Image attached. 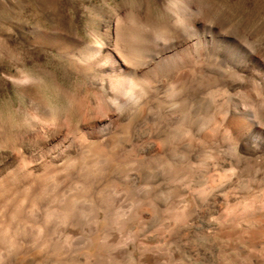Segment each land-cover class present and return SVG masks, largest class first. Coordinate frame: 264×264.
Listing matches in <instances>:
<instances>
[{
	"label": "bare ground",
	"instance_id": "obj_1",
	"mask_svg": "<svg viewBox=\"0 0 264 264\" xmlns=\"http://www.w3.org/2000/svg\"><path fill=\"white\" fill-rule=\"evenodd\" d=\"M32 1H33V5H31L32 11H34V13L39 17L43 16L51 20L52 22L51 26L45 27L41 23L29 25L28 23L20 22L19 20L14 19L12 16L8 15L9 10H13V9L8 8L9 5L7 3H2V2H0V23L5 24L7 26L8 31L13 30L11 27L14 28L13 33L16 34L15 44L19 46L20 48H22L29 55L31 54L37 55L38 53L45 51L47 49L56 50L58 56L66 60L68 70L78 75H81L82 77L87 79V84L91 89L89 90L92 91L93 93V98L90 101L89 105L86 107V109L83 108L81 105H79L74 99V97L73 96L70 97V95L68 96L69 103L67 105H58L54 103L41 89V87L44 84V75L42 74L41 71H36L35 73H28L25 71H21L20 69L13 71L15 64L18 65L20 62H18V60L13 55L10 54L9 50H7V48L4 46L5 44L3 43L4 41H7V40L10 41L11 36L9 35L11 33L10 34L8 32L4 33L2 32L3 30H0V91H5L9 86H12L15 92L20 96V98L21 97L25 98V101H23L22 99L19 100L18 105L16 107L14 106L15 112H10L7 117H4L5 115L0 113V264H28V262L30 264V261L32 262V260L34 259H35V262H34L35 264H43L45 261L47 263V261H51V259L57 262L58 264H70L67 261L66 262H64V260L62 261L61 258L63 259V257L60 258V256L65 255L62 252L66 253L67 251L69 252V250L71 251L73 250L72 247L73 245H75V243L72 241L74 243L73 244L72 242H70L69 239L74 238L76 240V237L75 235L71 237V235H69L63 229L61 230L59 227L61 226V224H67L69 222H72L73 220L77 219V217L80 215L82 217H86V219L83 218L84 220L89 219V220H92V223L94 221L96 225L99 224L100 227L96 226L95 224L92 226L91 222H88L89 224L86 223L88 225H91L92 228L96 226L100 230H98L97 232H94V234L87 230L89 233L93 234V236L91 234H90L91 236L89 235V237H91L90 238L91 241L89 242L88 241L89 239L87 240L86 237L83 239H85V242L87 240V243H85V245L89 244L87 251L85 250L86 248H84V250L86 251L85 254H87V256L88 254L94 255L96 252L100 255L99 252L102 246L103 248L104 246H106V244L105 245L103 244L105 240L103 241L102 236L100 237V232L102 233L101 230H103V227L106 226L105 228H107L106 223L110 220L111 221L114 220V218L115 219L117 218V221L116 220L114 222L112 221V223L117 222V225H119L121 223L120 220L125 221L124 219H126L127 216L132 218V215H128L129 214L128 212H131L132 210L127 211L126 213L125 210L123 211L117 208L119 211H115L116 217H112L113 214H111V212L113 210L110 209L111 210L110 214L112 218L110 219L109 212L105 211L104 210L105 208L103 207L110 202L112 203L114 202V204L112 203L110 204L111 206L114 205L112 206V208L114 207L113 209L115 210V200H114L115 197L113 198L111 192L108 190L111 195V199L109 200H113V201L108 202L109 201L107 198L108 192L105 194L107 189L111 188V186H113L115 182H118L115 180L116 178H114L115 181L113 182V179L111 176L112 171H116V170L118 171L120 169V172H121L122 170H124L125 166L129 162H130L129 164H134L135 162V161H130L132 157L129 159V155H128L129 152L127 153L125 151L126 152L125 153L122 150V153H118L117 149L119 148V146L117 149L115 148V146L117 145L120 138L122 137L127 138L129 136L132 126L134 125L138 126L139 123H144L145 119L148 117H152L153 120H155L158 118V116H160L161 113H164L166 115L168 114V116L170 115L169 118L171 117L173 118L172 120H174L175 132L177 134L185 135V136L186 135L190 136V134H192L193 130H192L191 123L196 118H194L195 114L193 115V118H192V114L195 111L192 107V105L194 104H192L191 101L189 100V96L192 99V96L195 94H192L189 91L191 90V87H192L191 85L189 89V85L192 82H196V81H193L194 80L193 75L197 73L199 77V73L201 71L199 70V66H202L205 60L212 57L211 51H209L208 37H210L211 42H214L217 44L218 52L222 51L225 54V56L231 61V63H234V66L240 65L241 67L240 72H235V68H234L233 70L234 72L231 73V76L229 75V78L232 79V76H234L235 78L236 77H250L253 74L252 71H255V72L257 71V74H258L257 78L255 77L256 79H254L253 77H250V78H253V84L251 85V88L249 86V89L248 87L247 89H241V88L237 89L240 84L239 85L235 84L238 86L233 87L235 85L231 82L232 83L231 87L234 88L232 89L235 92L230 93V94L226 89H224L225 85H223V88H218L216 87V85L214 86V84L209 83V81L207 80L206 83L210 84L209 85L210 88H208L207 86H203L205 88L207 87L208 90L211 89L209 92H207V89L205 90L204 88V91L206 93H210L212 96L210 94L209 95L211 96V99L213 98V100L217 98L215 97L217 95L227 96L226 100H224V97L221 98L220 103L222 105L218 103L220 100L217 101V99H219L220 97L216 99V103L218 105L220 104L221 106L219 108H216L215 106H213L215 107V109L212 111V113L210 112L211 114L209 113V115H208V112L205 113L206 111L204 110L206 109L201 110L202 107L199 108L200 111H204V114L207 115L206 117H202L201 119L199 118L200 122L197 124L200 126V129L202 130V134L200 135V140L205 144L211 143L213 145V149L211 150L209 148L210 151L204 155V158L209 159L212 166L215 169H221L222 171L220 174L217 175V176H220V183L214 186V193L212 197L213 198L212 207H213L214 216H213V219H210L212 220L211 223L209 220L208 222L209 224H211L212 228L210 229L213 230V233L221 232L227 236L229 235L232 236V238L234 236V238L237 237L239 239L240 243L237 245V247L240 250L241 257H243L244 259H246L252 264H264V59H263L264 56L262 55L263 53H260L262 57L259 56V53H258L259 51H261L259 50L261 47L259 44L260 39H257L258 37L256 38V36H255V39H245V40L225 38V36L224 37L221 36L222 38L220 39L213 37L212 28H215L216 24L215 25L212 24V26L214 27H212L211 29H208V27L210 28V26H207L208 23L206 24V21L204 20L206 19L207 21L209 20L207 18L208 14H211L209 13V11L214 9L213 7L217 6L216 3H218L219 1L215 3L214 2L215 0H140L137 6H133L132 4L129 5L128 3L125 4V1H123L124 6L122 7H125L123 12L121 11L122 9L119 10L121 8L120 7L117 12L115 10L116 14L114 16L111 15L110 19H108L107 21H102L103 18L107 16V13L105 9L103 8L104 6L101 7V6L95 5L92 2L89 3L90 0H59V1L32 0ZM27 7L28 6L24 7L21 4L19 6V9L21 8L26 9ZM225 8H222V9H225ZM228 9L226 8V10ZM55 12L57 14H54V17L55 15L57 16L59 20L58 22L52 19L50 15L51 13H55ZM65 12H69L71 15H73L70 19L71 21L73 20L74 16H82L81 14L83 12L88 13L89 22H90L89 32L94 38L93 42H86L76 28L70 29L67 26V23H66L67 16ZM224 13L227 14L226 12ZM225 14L224 16L226 17ZM237 16H240V15L237 14ZM230 17L231 18L234 17L233 11ZM249 18H251V16ZM104 19L106 20V18ZM233 19L235 20V18ZM210 20H209V24H210ZM221 20L222 18L219 20V22ZM223 20H225V18H223ZM226 21H227V17L224 22ZM96 23H97V26H96ZM250 23L248 19L246 27L250 25ZM244 24L242 26V24L240 23V26H242L240 27L241 29L245 27ZM218 25L220 24H217L216 27H218ZM223 25L219 28H221L220 32L224 31V34H225V31L227 29L225 27L224 28L225 30H223L222 29ZM258 26L256 25L257 28ZM237 27L239 28V26ZM252 27L253 26H251V28ZM256 29L254 28L253 31H255ZM262 29L264 28H261V30ZM227 32H231V31H227ZM243 33H246V32H243ZM262 33H264V31ZM219 34H223V33H219ZM259 34L260 32H258L257 35ZM263 47L264 45L261 48ZM218 52L214 53V55L217 54ZM205 63L207 65L208 62H205ZM231 65L229 66L232 67ZM238 70L239 68H237L236 71ZM221 72L222 70L217 73L220 74ZM167 73L171 74L170 75L171 80L170 78H167L170 80V82L164 94L165 96L163 97V95L161 94L163 97V101H160L159 98H161V96H159V89L165 84L164 82L165 80H163L164 83L161 80L163 84L162 86L160 85L161 87H159L158 83L160 82L159 81L160 77ZM215 75L218 76V74H215ZM219 76L221 77V75ZM161 78H165V77L163 76ZM217 78L216 80L218 81L219 79ZM224 78L225 77L222 76V78L220 79L223 80ZM229 78H227L226 81H228ZM213 79L214 78L212 77V80ZM201 81H205V80L201 77ZM226 85L227 87L229 86L228 83H226ZM193 87H194L193 89L195 90L196 86H193ZM231 87H230V90H231ZM243 87H244V84H243ZM198 89L199 88L197 87L195 91L198 92L199 91ZM188 91L190 92V94H188L189 93ZM60 92L66 93L68 95V93L58 85V89L56 93H60ZM197 94H199V92L196 93V96ZM196 96H193V99ZM199 96H201V92ZM209 101L208 103H206L204 100L203 106L207 104H208L207 106H210ZM211 101H210L211 105L212 103L215 104L214 102H211ZM195 109L197 110V108ZM72 111L75 112L77 116L76 121L72 119V115H71ZM200 114L198 113V115ZM191 119H193V121H191ZM170 121L171 120H169V122ZM154 123L156 122L154 121ZM197 125H194V126H197ZM153 130L155 131V129ZM134 134L136 133L134 132ZM147 135L146 137H148ZM141 138L143 139V137ZM133 140L131 142V145L133 143ZM170 142L171 141H169L168 144H170ZM17 145H20V147L22 146V149H20L19 152L14 154L13 150L10 151L9 149L10 147L17 146ZM126 145L128 146V144ZM152 145H154V143ZM134 146H137V145L134 144ZM114 148L117 151H115ZM147 148L149 147H146V149ZM167 148L168 147L164 149L167 150ZM143 150L146 152L145 148ZM171 150L172 149H170V153H171ZM129 151H132L131 155L134 152L136 154L138 153L136 152V149L134 152L133 150H129ZM176 152H179V150ZM147 154L149 153L147 152ZM159 156L160 155H158V157ZM166 157L162 161L166 162L165 161L167 160ZM142 158L143 157L139 159L138 157L139 161L136 160V158L134 159L137 162H140ZM154 158H155V155H154ZM201 158L202 157H200V159ZM222 158H224L226 168H222L220 166L222 162ZM151 159L153 158L150 156V160ZM156 159H157V156L155 160L153 159V161L151 160V162L155 163ZM162 161H160L161 163H159L158 161V163L160 165L161 164L163 165L164 162L162 163ZM141 162L139 164H141ZM151 162H150V166L154 167L155 165H157V164H153L154 165L153 166L151 165ZM167 162L169 161L167 160ZM183 163L184 162H182V164ZM139 164H136V165H139ZM128 166H126L125 169L129 168ZM147 166L149 167V169L153 170L152 167L150 168L149 165ZM206 166L208 165L206 164ZM178 167H180V165ZM143 168H146V166L142 167L141 169ZM151 170L149 172H151ZM159 170L161 171V169ZM135 171H138V170H135ZM143 171H145V169H143ZM155 171L157 172L158 169H156ZM175 171H174L175 174L172 171L171 173H173V175L168 176V177L173 178L175 180H179V178L185 174L181 171H177V169H175ZM124 172L126 171L124 170ZM140 172H142V170ZM127 173L129 172H126V175L129 176ZM133 173L134 175L136 174L134 171L131 172V174ZM122 174L123 176H125L123 172ZM122 174H121V177H122ZM142 174L143 173H141V175ZM151 174L148 175L150 181H151V178H150ZM160 174L161 172L159 173V176H161ZM116 175L118 176V174ZM141 175H139V177ZM121 177H117V179ZM144 177H147V176L145 175ZM124 179H120L123 181L122 182L120 181L121 183L120 182L118 183L124 184L125 182L127 183L131 182V181L128 182V179L127 181L126 179L124 181ZM134 179L136 180L138 178H134ZM144 179L145 178H143V180ZM149 179L147 178V180ZM129 180L133 181V179H130V178ZM147 180L146 182L148 185L150 181H147ZM167 180L169 181L171 179H167ZM183 181H184V178H183ZM127 183L124 185H127ZM169 183L166 184V187L168 186L171 187L172 183L171 184ZM174 185L175 184L173 183L172 188H175V189L171 188V190L173 191L178 190L177 188H179L178 187L179 184H176L177 187H174ZM132 186H133V183H132ZM156 186L154 187L156 188ZM195 186L196 185H194V187ZM128 187H130L129 189L133 188V187L131 188V185H129ZM128 187H125V189ZM153 188L151 187V190ZM148 190L151 192L150 189ZM186 190H187V187H186ZM124 191L126 192V190ZM149 191H147V194L146 193L145 194L148 195L150 193ZM178 191H181V190H178ZM168 192L169 191L167 190V194H168L167 197L175 196L174 193L172 195L171 192L170 193ZM157 193H156V196H158ZM145 194H143V197H146ZM159 195L165 196L166 194L164 195L163 193L162 195L161 194ZM192 195L195 197V194H192ZM150 196L149 195L147 196L148 198H150V200L151 199L153 200L154 198H156L154 197V195H152V197L154 198ZM178 196L179 198L181 197V199H179L178 201H181L183 197L182 194ZM178 196H176V199ZM119 197H120L119 198V201H120L122 196H119ZM135 198H134V202H135ZM138 198L140 199V197ZM148 198H145V199L149 200ZM142 199L144 200V198ZM160 199L161 198H159V200ZM164 199L165 198H163V200ZM200 199H201V196H200ZM200 199L198 200L199 202L197 201V204L200 202L202 204L203 200L200 201ZM123 200H124V197H123ZM123 200H121L120 202H122ZM155 200L156 199H154L153 202ZM171 200L173 202L174 198H171L169 202ZM206 200L208 201L209 199H207L206 197ZM172 202L170 203L171 207H173ZM128 203L129 205L131 204L130 201ZM204 203H206V201ZM110 204H108V206ZM117 204H119V202ZM123 204L125 205V203ZM132 204L134 203L132 202ZM154 204L157 205V203H154ZM158 204H160V202ZM164 204H167V203L165 202ZM174 204L175 205L179 204V202L173 203V205ZM201 204L199 205V211H200V208L201 209L203 208V207H200ZM137 205H138L136 206L137 209H135L136 212H134V215H133V217L135 218L136 216L139 217L137 215L138 211L141 212L143 209L144 210L147 209L148 204H147V201L143 203L141 201L139 203L137 202ZM126 206L128 207V205ZM148 206L150 210L153 209L152 207L150 208L151 205H148ZM164 206H167V205H164ZM171 207H169V204H168L167 208L171 209ZM176 207L178 209L177 205ZM176 207L174 210H177ZM181 207L182 209H181L180 214H177V213L171 214L173 215L172 216L173 220L177 221V223H180L178 221L182 219H183V222L187 220V219H184V216H186L187 214L186 204H184L183 206L181 205ZM123 208H126V207L124 206ZM133 208H129V209H133ZM154 208H156V206ZM129 209H126V210H129ZM161 209L163 212H165L164 214V217H165L167 213L166 211L167 209H165L164 211L163 208H160L159 210ZM173 209L170 210L172 211V213L174 212ZM187 210L189 209L187 208ZM106 212L109 215H106ZM168 213H171V212H168ZM203 213L207 214L206 212H203ZM205 214H201V215H205ZM196 215L201 216L200 214H196ZM168 217L170 218L171 216H168ZM84 220H82V223ZM164 220H166V217L164 218ZM173 220H171V224L172 222L174 224ZM126 221H129V220L126 219ZM131 221L133 220L131 219ZM134 221L132 223H134ZM139 222L137 221L136 223H139ZM153 222L155 223V221ZM162 222L164 221L162 220L160 223V221L158 220L157 224L158 223L163 224ZM187 222L189 221L188 220L186 221L185 226L187 225ZM112 223L109 222L108 226H110ZM177 223L176 225L174 224L175 225L174 228L176 226L179 227ZM125 224L126 223H124L123 225ZM117 225L116 227H119L118 229H120L121 231L123 228L122 223L120 224L122 225L121 226L122 228H120V225L119 226ZM188 225H191V224H188ZM73 226L76 228L78 227L75 225ZM113 226L115 227V224H113ZM167 227L171 228V225L169 224V226ZM85 228L86 227H84V230H86ZM108 228L105 230H109ZM169 228H167V230H169ZM197 228H200V227H197ZM69 229H71V227ZM78 229L80 228H77V230ZM184 229L185 230L183 229L181 230L182 233L183 231H187L186 227ZM206 229H208V227ZM73 230L71 229L72 232ZM91 230L92 229L90 228V231ZM81 231H78V233ZM122 231H125V230L123 229ZM188 232L191 233V231L189 230ZM205 232H207V230ZM73 233L77 234L76 231ZM114 233H111V234L113 235ZM155 233L153 234H155L156 236H159L157 232ZM168 233L174 234V232H170V231ZM190 233H188L189 236H191ZM194 233L195 232H193V235ZM173 234L171 236H173ZM175 234H177V232ZM185 234H184V237L187 236ZM204 234L205 233H203V235ZM106 235H103V236H106ZM125 235H128V234H123V236L121 237L125 238ZM170 235H168L167 238ZM171 236L169 237L170 238L169 241L172 244L174 242L171 241ZM215 236L217 237V234ZM107 237L108 236L103 237V238L107 239ZM121 237H117V239ZM174 237L178 238L177 235H175ZM132 238L134 239L135 237H132ZM112 239L117 242V240H115L116 238H112ZM179 239L180 238H178L177 240ZM181 239H184V241L186 240V238H181ZM209 239L211 238L209 237ZM134 240L135 241L133 242L136 243V239ZM110 241H111V238L110 240H108V242ZM233 241L234 240H232V242ZM178 242L181 243V241H178ZM212 242L214 241L212 240ZM82 243H84V241ZM82 243H80L81 247L83 245ZM71 244L73 245L71 246ZM203 245L205 246V244H202L201 247ZM79 247L80 246H78V248ZM158 247L155 250H154L155 247L152 248L153 251L155 252L157 250L158 252ZM207 248L209 250V246ZM197 249H198V246H197ZM163 250H165V248L162 249V251ZM81 251L83 252L82 249ZM101 251L103 252L104 249ZM142 251H146V250L142 249ZM153 251L145 252V253L153 254ZM78 252H80V250ZM173 252L174 250L172 251V253ZM97 253L96 255H98ZM167 253L165 256H167ZM189 253L191 254V252ZM207 253L211 254V252H207ZM207 253L206 252L203 253L204 257ZM77 254L76 256L78 258L79 254L78 255ZM102 254L104 255V253ZM102 254L101 256H103ZM160 254H161V257L162 255H164L163 252H160ZM181 254L183 253H180V255ZM219 254L220 253H218V255ZM144 255L145 254H143V256ZM197 255H199V251ZM67 256L66 258H68ZM82 256L84 255H81V257ZM101 256L95 259H99L101 258ZM158 256L159 255H157V258ZM171 256L173 255L171 254ZM199 256L201 258V255ZM84 257H86V255ZM151 257L153 259V256ZM180 257H177V258H180ZM71 258H73V256ZM203 258L200 260L205 261L206 259H208V258H205V259ZM29 259L31 260L29 261ZM152 259L151 261H153ZM180 259H177V260H180ZM84 260L86 261L87 259H84ZM166 260L167 259H165V261ZM54 261L53 263L55 264ZM72 261L74 262L75 260H72ZM82 261H83V257H82ZM163 261L161 260V262ZM165 261L162 264L167 262ZM170 261L171 260H169L168 263H170ZM83 262H81L80 264H82ZM148 262H149V258H148ZM177 262L180 263V261H177ZM94 263H91V264H94ZM171 263L173 264V262Z\"/></svg>",
	"mask_w": 264,
	"mask_h": 264
},
{
	"label": "rangeland",
	"instance_id": "obj_2",
	"mask_svg": "<svg viewBox=\"0 0 264 264\" xmlns=\"http://www.w3.org/2000/svg\"><path fill=\"white\" fill-rule=\"evenodd\" d=\"M56 1H59V0H56ZM123 1H125V4L126 3H128L129 5H133V6H137L138 4H139V1L140 0H90L89 1V3L90 2H92V3H94L95 5H97V6H101V7H103L104 9H105V11H106V13H107V16L106 17H104V18H106V20L103 18V20L102 21H107L108 19H110V17H111V15L112 16H114L115 14H116V12L118 11V9L119 10H121L122 12H123V10H124V8L125 7H122V6H124V2ZM219 1V2H218ZM0 2H2V3H7L8 5H9V7L8 8H10V9H13V10H9V12H8V15L9 16H12L14 19H17V20H19L20 22H25V23H28L29 25H34V24H36V23H41V24H43L45 27H49V26H51L52 25V22H51V20H49V19H47L46 17H43V16H37L35 13H34V11H32V9H31V5H33V1L32 0H29V1H27V0H0ZM132 2V3H131ZM215 3L216 2H218V3H216L217 4V6H215V7H213L214 9H212V10H210L209 11V13H211V14H208V19L210 20V18H211V20H210V24H209V20L207 21V19L206 20H204V21H206V24L208 23V25L207 26H210V28L208 27V29H211L212 27H214V26H212V24L213 25H215V28H212V35H213V37H215V38H222V37H224L225 36V38H232V39H238V40H245V39H255V36H256V38L257 39H260V42H264L263 40H264V33H262L263 31H264V29H262L261 30V28H264V0H215L214 1ZM122 3H123V5H122ZM22 4V6H24V7H26V6H28L26 9H19V6ZM128 4H127V6H128ZM222 4V5H221ZM119 5H121V6H119ZM221 5V6H220ZM226 5V6H225ZM126 6V5H125ZM229 7V9H228V7ZM217 7V8H216ZM227 8L229 11H231V12H229L228 10H226V8L225 9H222V8ZM235 7V8H234ZM29 8V9H28ZM221 8V9H220ZM217 9V10H216ZM15 10V11H14ZM115 10H116V12H115ZM226 10V11H225ZM251 10V11H250ZM110 11V12H109ZM112 11V12H111ZM221 11V12H220ZM232 11H233V15H234V17H230L231 16V14H232ZM247 11H249V12H247ZM115 12V13H114ZM213 12V13H212ZM224 12H226L227 14H225ZM228 12H229V14H228ZM236 12H238V13H236ZM252 12V13H251ZM113 13V14H112ZM226 15V17H227V21L226 22H224L225 20H226V17L224 16V14ZM239 13H241V14H239ZM243 13V14H242ZM254 13V14H253ZM54 14H57L56 12L55 13H51L50 15H51V18L52 19H54V20H56V22H58L59 20H58V18H57V16L55 15V17H54ZM65 14H66V16H67V21H66V23H67V26L70 28V29H77L78 30V32L82 35V37H83V39L86 41V42H93L94 41V38H93V36L90 34V32H89V26H90V22H89V17H88V13L87 12H83L81 15L82 16H74L73 17V20L71 21L70 19H71V17L73 16V15H71L69 12H65ZM214 14V15H213ZM221 14V15H220ZM236 14V15H235ZM237 14L238 15H240V16H237ZM246 14V15H245ZM84 15V16H83ZM87 15V16H86ZM254 15V16H253ZM212 16H213V18H212ZM223 16V17H222ZM251 16V18H249ZM253 16V17H252ZM217 19H215V18ZM219 17H221L222 18V20L219 22V20L221 19V18H219ZM247 17H248V19H249V23H250V25L251 26H253L252 28H251V26L250 25H248L247 27H246V24H247V22H248V19H247ZM223 18H225V20H223ZM228 18H229V20H228ZM233 18H235V20L233 19ZM257 18V19H256ZM260 20H259V19ZM80 19V20H79ZM213 19V20H212ZM215 19V20H214ZM49 20V21H48ZM231 20H233V21H231ZM252 20V21H251ZM219 22V23H217V22ZM231 23H230V22ZM239 21V22H238ZM254 21H256V22H254ZM222 22V23H221ZM224 22V23H223ZM227 22H229V23H227ZM245 24H244V23ZM254 22V23H253ZM227 23V24H226ZM238 23V24H237ZM240 23L242 24V26H243V24H244V26L246 27H244V28H240V27H242V26H240ZM217 24H224L223 25V27H222V29L223 30H225L224 28L226 27V31H225V34H224V31H222V32H220V29L221 28H219V27H221L220 25H218V27H216L217 26ZM237 24V25H236ZM253 24V25H252ZM227 25H229V26H227ZM256 25L258 26V28L256 27ZM96 26H97V23H96ZM233 26V27H232ZM237 26H239V28L237 27ZM227 27H229V28H227ZM261 27V28H260ZM13 30H14V28L13 27H11ZM218 28V29H217ZM249 28V29H248ZM254 28L256 29H259V30H255L256 31V33H255V31H253L254 30ZM216 30V31H214V30ZM247 29V30H246ZM0 30H3L2 32H8L10 35L9 36H11L10 37V41L9 40H7V41H4L3 43L5 44L4 46L7 48V50H9V52H10V54L11 55H13L17 60H18V62H20L18 65L17 64H15V66H14V68H13V71H16L17 69H20L21 71H25V72H28V73H35L36 71H41L42 72V74L44 75V84H43V86L41 87V89H42V91L54 102V103H56V104H58V105H67L68 103H69V95H70V97L71 96H73L74 97V99L76 100V102L79 104V105H81L83 108H85L86 109V107L89 105V103H90V101L92 100V98H93V93H92V91H90L91 89H90V87L88 86V84H87V79L86 78H84V77H82L81 75H78V74H76V73H74V72H72V71H70V70H68L67 69V62H66V60H64L63 58H60L59 56H58V54H57V52H56V50H54V49H47V50H45V51H42V52H40V53H38L37 55H29V54H27V52H25L22 48H20L19 46H17L16 44H15V37H16V34H14L13 33V30H7V26L5 25V24H1L0 23ZM233 30V31H232ZM235 30V31H234ZM237 30V31H236ZM251 30V31H250ZM227 31H231V32H227ZM248 31V32H247ZM260 32V34L259 35H257L258 34V32ZM262 31V32H261ZM235 32H236V34H235ZM243 32H246V33H243ZM219 33H223V34H219ZM228 33H229V35H228ZM243 33V34H242ZM256 35H255V34ZM90 34V35H89ZM241 36H240V35ZM245 34V35H244ZM247 34V35H246ZM254 34V35H253ZM263 34V35H262ZM8 35V34H7ZM228 35V36H227ZM230 35H231V37H230ZM239 35V36H238ZM243 35H244V37H243ZM222 36V37H221ZM235 36V37H234ZM247 36V37H246ZM254 36V37H253ZM92 37V38H91ZM239 37H241V38H239ZM260 37H262V38H260ZM1 38H3V37H1ZM261 39H262V41H261ZM208 40H209V51H211V54H212V57H210V58H208L207 60H205L204 62H203V64H202V66H199V70H201L200 71V73H199V77H198V74L196 73L195 75H193V81H196V82H192L190 85H189V89H190V87H191V85H192V87H191V90H189L192 94H195V95H193V96H196V93H198L199 92V94H200V92H201V96H199V94H197V98L196 97H194V99H193V96H192V99H191V97L189 96V100L191 101V103L192 104H194V105H192V107H193V109H194V111H192V112H194L193 114H192V118H193V115H194V118H196V119H194V121H193V119H191V121H193L192 123H191V125H192V134H190V136H185V135H179V134H177L176 132H175V125H174V120H172L173 118L171 117V118H169L170 117V115L168 116V114L166 115V114H164V113H161L160 114V116H158V118L157 119H155V120H153V118L152 117H148V118H146L145 119V122L144 123H139L138 124V126H136V125H134V126H132V128H131V130H130V133H129V136L127 137V138H124V137H122V138H120L119 139V141H118V143H117V145L115 146V148L117 149L118 148V146H119V148L116 150L115 148H114V150L115 151H117L118 153H122V150L125 152H129L128 153V155H129V159L131 158V160L130 161H135L134 162V164H127L126 166H128L129 168H127V169H125L126 168V166H125V168H124V170L126 171V172H129L130 174H131V172H135L136 174L134 175V173L133 174H129V173H127L129 176H127L126 175V172H124V170H122L121 172H120V169L118 170L121 174H122V172L124 173V175L126 176V178H125V176H123V174H122V177H121V174L116 170V171H112V173H111V176H112V179H113V182L116 180V181H118V182H122L123 180H120V179H126V181H127V179H128V182L129 181H131V182H129V183H127V182H123L124 184H126L127 183V185L129 186V185H131V188L133 189H129L130 187H128L127 185H124V184H119L118 182H115V184L113 185V186H111V188H109V189H107V191L105 192V194L108 192V194H107V198H108V200L109 199H111V195H110V192H111V194H112V197L114 198L115 197V210L112 208V206H114V205H112L111 206V204L110 203H112V202H110V201H113V200H109L108 202H110V203H108V204H110L109 206H108V204H106L105 206H103L104 208V210L105 211H107V212H109V214H110V209H112L113 211V213L111 212V214H113V216L112 217H116V212L115 211H119L117 208H119V209H121V210H125V212L127 213V211H130V210H132L131 212H128L129 214L128 215H132V218L131 217H129V216H127L126 217V219L127 220H129V221H126V219H124L125 221H121L120 220V222L122 223V225L124 224V223H126L125 225H123V228L121 227L122 225H120L119 224V222H118V224L120 225V228H122V230L124 229L125 231H120V229H118L119 227H116V225H117V222L116 223H112V221L114 222L115 220L117 221V218L115 219L114 218V220H110V221H108L107 223H106V225H107V228L110 230H105V229H107V228H105V227H103V230H101L102 231V233L100 232V237L102 236V239H103V241L105 240H107L106 242L104 241L103 242V244L105 245L106 244V246H104V248H103V246H102V248L104 249V251L102 252L101 250H103L102 248H101V250H100V255L99 256H101V254L102 253H104V255L103 256H101V258H99V259H95V258H98L99 256L98 255H96V253L93 255V254H91V255H89L88 254V256H87V254H85L86 253V251H87V248H88V245H85V243H87V240L90 242L91 241V237H89V235L91 234V233H93L94 234V232H97L98 230H100L98 227H100L99 226V224L98 225H96L95 223H94V221H93V223H92V220H84V219H86V217H82L81 215L80 216H78L77 217V219H75V220H73L72 222H69V223H71V224H69V223H67V224H61V226L59 227L61 230L63 229L64 231H66L69 235H71V237L73 236V235H75V237H76V240L74 239V238H70L69 240H70V242H74L75 243V245H73V244H71V246L73 245V250L71 251V250H69V252L71 253H69L68 251L65 253V252H62V253H64L66 256L67 255H69V256H67L68 258H66V256L65 255H63V256H60V258L61 257H63V259L61 258V260L63 261L64 260V262H68V263H70V264H80L81 262H83L82 264H84V263H94V264H162L164 261H165V259H167L165 262L166 263H164V264H172L171 262H173V264L175 263V264H213L214 262V264H218L220 261V263L222 264H252V263H250L249 261H247L246 259H244L243 257H241V253H240V250L238 249V247H237V245L240 243V241H239V239L237 238V237H235L234 238V236H233V238H232V236H227V235H225V234H223V233H221V232H217V233H213V230L212 229H210V228H212L211 227V224H209V222H208V220L210 221V223H211V221L212 220H210V219H213V216H214V214H213V207H212V202H213V193H214V186L215 185H217L218 183H220V176H217L218 174H220L222 171H221V169H215L213 166H212V164H211V162H210V160L209 159H205L204 158V155L205 154H207L209 151H210V149L212 150L213 149V145L211 144V143H203L201 140H200V135L202 134V130L200 129V126L199 125H197L200 121H199V118L201 119L202 117H206L207 115H205L204 114V111H206L205 113H207L208 112V115H209V113L211 112L212 113V111L215 109V107L216 108H219L222 104L220 103L221 102V98H223L224 97V100H226V98H227V96L226 95H217V96H215V97H217V98H219V99H217V98H215L214 100H213V98L211 99V94L210 93H206L205 91H204V88L205 87H203V86H207L208 88H210L209 87V83H212V84H214V86L216 85V87H218V88H223V85H225V87H224V89H226L228 92H229V94L230 93H233V92H235V91H233V87H237L239 84L240 85H242V86H238V88L237 89H247V87H248V89H249V86H250V88H251V85L253 84V78L254 79H256L257 78V76H258V74H257V71L255 72V71H252V73L254 74H252L250 77H253V78H250V77H234V76H232V79L231 78H229V75L231 76V73L232 72H234L233 70H234V68H235V72H240V65H238V66H234V63H231V61L225 56V54L221 51V52H218V50H217V44L216 43H214V42H211L210 41V37H208ZM259 42V44H260V46L262 47L263 45H264V43L262 44V43H260ZM2 43V42H1ZM262 44V45H261ZM260 47V49L259 50H263L264 51V47L263 48H261ZM53 50V51H52ZM52 51V52H51ZM259 51L258 53H259V56H261L262 57V55L264 56V52L262 51ZM216 52H218L217 54H215L214 55V53H216ZM219 53H220V55H219ZM260 53H263L262 55L260 54ZM228 61H227V60ZM263 59H264V57H263ZM223 61V62H222ZM205 62H208L207 63V65H206V63ZM210 62V63H209ZM217 62H218V64H217ZM25 63V64H24ZM224 64V65H223ZM226 64V65H225ZM231 64H233V65H231ZM219 65V66H218ZM229 65H231L232 67H230ZM209 66V67H208ZM222 66V67H221ZM227 66V67H226ZM226 67V68H225ZM225 68V69H224ZM237 68H239V70L238 71H236L237 70ZM208 71H207V70ZM222 70V72L219 74V73H217V72H220ZM225 70H227V71H225ZM232 70V71H231ZM224 71V72H223ZM207 72V73H206ZM228 72V73H227ZM255 72V73H254ZM222 73H224V74H222ZM206 74V75H205ZM208 74V75H207ZM215 74H218V76L217 75H215ZM171 74H169V73H167V74H165V75H162L161 77H165V78H161L160 77V79H159V87H161L163 84H162V82H163V80H165L164 82H165V84L159 89V96H161V98H159V100L160 101H163V97L165 96L164 94H165V92H166V89H167V86H168V84H169V82H170V80H171V76H170ZM215 75V76H214ZM219 75H221V77L219 76ZM169 76V77H168ZM199 78V80H198V78H197V80H196V78ZM206 76V77H205ZM222 76H224L225 78L222 80V79H220V78H222ZM227 76V77H226ZM201 77L205 80V81H201ZM211 77V78H210ZM212 77L214 78L213 80H212ZM218 77V78H217ZM220 77V78H219ZM235 79H234V78ZM256 77V78H255ZM167 78H170V80L169 79H167ZM216 78L217 79H219L218 81L216 80ZM227 78H229L228 79V81H226L227 80ZM210 79V80H209ZM161 80H162V82H161ZM207 80L209 81V83L207 84L206 82H207ZM214 81V80H216V81H214V82H212V81ZM236 81V83H235V81ZM247 80V81H246ZM250 81V82H249ZM163 82V83H164ZM197 82H198V84H197ZM219 82V83H218ZM223 82V83H222ZM235 85V84H238V85H235V86H233V87H231V85H232V83ZM238 82V83H237ZM243 82H245V83H243ZM161 83V84H160ZM225 83V84H224ZM226 83H228V87H227V85H226ZM243 84H244V87H243ZM248 86H247V85ZM58 85L61 87V88H63L67 93H68V95L66 94V93H56V91H57V89H58ZM161 85V86H160ZM198 85V86H197ZM218 85H220V86H218ZM193 86H196V89H197V87L199 88L198 90V92L197 91H195L193 88ZM205 88V90L207 89V92H209L210 90H208V88ZM230 87H231V90H230ZM229 88V89H228ZM233 88V89H232ZM90 89V90H89ZM165 89V90H164ZM188 91V92H189ZM190 92L188 93V94H190ZM163 95V97H162V95ZM191 94V95H192ZM211 96H210V95ZM65 95V96H64ZM222 96V97H221ZM210 97V98H209ZM203 100H202V99ZM207 98H209V99H207ZM20 99H22L23 101H25V98H23V97H21L20 98V96L15 92V90H14V88L12 87V86H9L5 91H0V113H2V114H4L3 116L4 117H7L8 115H9V113L10 112H15V107L18 105V102H19V100ZM197 101H196V100ZM212 101H211V100ZM216 99H217V101L218 100H220L218 103H220L219 105L216 103ZM193 100V101H192ZM202 100V101H201ZM205 100V102L206 103H208V101L210 100L211 102H214L215 104H213L212 103V105H211V103H210V101H209V104H210V106H207V105H205V106H207V107H205V106H203L204 104V101ZM196 101V102H195ZM199 102H200V104H202V105H200L199 104ZM202 102V103H201ZM198 103V104H197ZM205 103V104H206ZM197 104V105H196ZM86 105V106H85ZM198 105H200V106H198ZM218 105V106H217ZM15 106V107H14ZM194 106H195V108H197V110L194 108ZM213 106H215V107H213ZM203 109H202V108ZM199 108H201V110H204V109H206V110H204V111H200V109ZM209 108H210V110H209ZM209 110V111H208ZM200 114L201 112V114H202V116H201V114L200 115H198V113ZM72 114V119L74 120V121H76L77 120V116H76V114H75V112H71ZM210 113V114H211ZM196 115H197V117H196ZM205 115V116H204ZM168 116V117H167ZM201 116V117H200ZM74 117V118H73ZM167 118H169V119H167ZM167 120V121H166ZM169 120H171L170 122H169ZM154 121L156 122V123H154ZM158 122H159V124H158ZM173 122V123H172ZM195 122H197V123H195ZM170 123V124H169ZM145 124V125H144ZM147 124V125H146ZM165 124V125H164ZM194 125H197V126H194ZM156 126V127H155ZM134 127V128H133ZM142 127V128H141ZM199 127V128H198ZM157 128V129H156ZM153 129H155V131L153 130ZM166 129V130H165ZM145 130V131H144ZM149 130V131H148ZM201 130V131H200ZM200 131V132H199ZM134 132L136 133V134H134ZM140 132V133H139ZM133 133V134H132ZM147 133H148V135H147ZM160 133V134H159ZM132 134V135H131ZM139 134V135H138ZM142 134H143V136H142ZM146 135L148 136V137H146ZM167 135V136H166ZM197 135V136H196ZM132 136H134V137H132ZM137 136V137H136ZM164 136V137H163ZM141 137H143V139L141 138ZM146 137V138H145ZM150 137H151V139H150ZM155 137V138H154ZM195 137H196V139H195ZM135 139V140H133V139ZM166 138V139H165ZM133 140V143L135 144V145H137V146H134V144L132 143V145H131V142H132V140ZM155 139V140H154ZM198 139V140H197ZM130 140V141H129ZM142 140V141H141ZM150 140V141H149ZM127 141H128V143H127ZM169 141H171L170 142V144H168L169 143ZM173 141V142H172ZM120 142H121V144H122V146H121V144H120ZM129 142H130V144H129ZM106 143V142H105ZM154 143V145H152ZM174 143V144H173ZM177 143V144H176ZM126 144H128V146L126 145ZM142 144V145H141ZM144 144H145V146H144ZM157 144V145H156ZM179 144V145H178ZM196 144V145H195ZM148 145V146H147ZM156 145V146H155ZM169 145V146H168ZM171 145V146H170ZM130 146V147H129ZM134 146V147H133ZM141 146V147H140ZM153 147V149H152V147ZM168 147L167 148V150H165L164 148H166V147ZM125 147V148H124ZM135 147H137V148H135ZM139 147V148H138ZM142 147H144L145 148V150H146V152L143 150L144 148H142ZM146 147H151L150 149L149 148H147L146 149ZM156 147V148H155ZM171 147V148H170ZM174 147V148H173ZM12 148V149H11ZM120 148H121V150H120ZM122 148H124V149H122ZM129 148H131V149H129ZM133 148V149H132ZM136 149V152H138L137 154L134 152L135 151V149ZM142 148V149H141ZM181 148V149H180ZM210 148V149H209ZM20 149H22V146L20 147V145H17V146H13V147H10V151H12L13 150V153L15 154V153H17V152H19L20 151ZM141 149V150H140ZM170 149H172L171 150V153H170ZM183 149V150H182ZM18 150V151H17ZM129 150H133V154L131 155V152L132 151H129ZM144 151V153H143V151ZM150 150H151V152H150ZM178 151L179 150V152H176V151ZM181 150V151H180ZM16 151V152H15ZM159 151V152H158ZM165 151V152H164ZM167 151V152H166ZM195 151V152H194ZM125 152V153H126ZM147 152L149 153V154H147ZM162 152H164V153H162ZM141 153V154H140ZM160 153H162V154H160ZM171 155H170V154ZM174 153H175V155H174ZM176 153H178V154H176ZM187 153V154H186ZM142 154H144V155H142ZM147 156H146V155ZM151 154V155H150ZM160 155L159 157H158V155ZM169 155V157H168V155ZM173 154V155H172ZM186 154V155H185ZM198 154V155H197ZM200 154V155H199ZM134 155V156H133ZM136 155H137V157H136ZM155 160V158H156V156H157V159H156V161H155V163L153 162H151V160L153 161V159H151L150 160V156ZM154 155H155V158H154ZM145 156V157H144ZM167 156V157H166ZM171 156V157H170ZM188 156H190V157H188ZM138 157H139V159L141 158V157H143L141 160H140V162H141V164H139L140 162H137L136 160H138L139 161V159H138ZM160 157H161V159H160ZM163 157V158H162ZM165 157H166V159L169 161V162H167V160H165L166 162H164V161H162V160H164L165 159ZM192 157V158H191ZM194 157V158H193ZM200 157H202L201 159H200ZM134 158H136V160L134 159ZM158 158H159V160H158ZM171 158V159H170ZM177 160V161H175V160ZM190 159V160H189ZM197 159V160H196ZM200 159V160H199ZM149 160H150V162H151V165H153V164H157V165H153L156 169H158V171L156 172L155 170V168L154 167H152V166H150V162H149ZM173 160V161H172ZM187 160V161H186ZM194 160H196V161H194ZM198 160H199V162H198ZM146 161V162H145ZM158 161H159V163H161L160 161H162V163H163V165L161 164H159L158 163ZM172 161V162H171ZM137 162V163H136ZM157 162V163H156ZM176 162V163H175ZM178 162V163H177ZM182 162H184L183 164H182ZM193 162V163H192ZM195 162V163H194ZM198 162V163H197ZM208 162V163H207ZM133 163V162H132ZM146 163V164H145ZM165 163H167V164H165ZM174 164V165H172V164ZM136 164H139V165H136ZM145 164V165H144ZM176 164V165H175ZM185 164H186V166H185ZM197 164V165H196ZM206 164L208 165V166H206ZM222 164V165H221ZM221 164H220V166L222 167V168H226V165H225V162H224V158H222V162H221ZM133 167H132V166ZM144 165V166H143ZM147 165H149L150 166V168L152 167L153 168V170H151V169H149V167L147 166ZM180 165V167H178ZM182 165V166H181ZM200 165V166H199ZM205 165V166H204ZM131 166V167H130ZM145 167L146 166V168L148 169H146V168H143V169H145V171H143V169H141L142 167ZM184 166V167H183ZM158 167V168H157ZM177 167V168H176ZM137 168V169H136ZM169 168H170V170H169ZM172 168V169H171ZM177 169V171H181V172H183V173H185L182 177H180L179 178V180H175V179H173V178H170V177H168V176H171V175H173V173L175 174V169ZM179 168V169H178ZM182 168V169H181ZM186 168V169H185ZM196 168V169H195ZM210 168V169H209ZM142 170V172H140L141 170ZM159 169H161V171L159 170ZM211 169H213V170H211ZM130 170V171H129ZM135 170H138V171H135ZM151 170V172H149ZM195 170V171H194ZM146 171H147V173H146ZM152 171H153V173H152ZM170 171V172H169ZM173 171V173H171ZM175 171V172H174ZM205 171V172H204ZM64 172V171H63ZM65 172H67V171H65ZM116 172H118V173H116ZM161 172V176H159V173ZM166 172H168V173H166ZM208 172H209V174H208ZM141 173H143L142 175H146L147 177H144V176H142L141 175ZM152 173V174H151ZM164 175H163V174ZM197 173V174H196ZM112 174H114V175H112ZM116 174H118V176L116 175ZM120 174V175H119ZM149 174H151L150 175V178H151V181H150V179H149V177H148V175ZM165 174H166V176H165ZM169 174V175H168ZM193 174V175H192ZM116 175V176H115ZM133 175V176H132ZM138 175V176H137ZM139 175H141L140 177H139ZM153 175V176H152ZM187 175V176H186ZM189 175V176H188ZM196 175V176H195ZM113 176H115V177H113ZM133 178H132V177ZM152 176V177H151ZM185 176V177H184ZM200 176V177H199ZM206 176H208V177H206ZM117 177H121V178H118L117 179ZM130 179H133V181L132 180H129V178ZM164 177H165V179H164ZM166 177H167V179H171V180H167L166 179ZM203 177H205V178H203ZM218 177H219V179H218ZM114 178H116L115 180H114ZM134 178H138V179H134ZM143 178H145L144 180H143ZM147 178L149 179V180H147ZM183 178H184V181H183ZM206 178H207V180H206ZM125 179H124V181H125ZM142 179V180H141ZM153 179V180H152ZM140 180H141V182H140ZM146 180L147 181H150L149 183H148V185H147V182H146ZM155 180V181H154ZM166 180V181H165ZM174 180H175V182H174ZM193 182H192V181ZM196 180V181H195ZM201 180V181H200ZM202 180H204V181H202ZM217 180H218V182H217ZM181 181V182H180ZM182 181H183V183H182ZM191 181V182H190ZM198 181H199V183H198ZM120 182V183H121ZM139 182V183H138ZM144 184H143V183ZM146 182V183H145ZM160 182V183H159ZM165 182H167V183H169V184H175L174 185V187H177V185L176 184H179L178 185V187L179 188H177L178 190H181V191H178V190H175V191H173V190H171V188H172V184H171V187L170 186H168V187H166V184L167 183H165ZM177 182H179V183H177ZM210 182V183H209ZM216 182V183H215ZM132 183H133V186H132ZM152 183V184H151ZM182 183V184H181ZM154 184V185H153ZM168 184V185H169ZM184 184V185H183ZM190 184V185H189ZM193 184V185H192ZM198 184V185H197ZM120 185V186H119ZM142 185V186H141ZM153 185V186H152ZM157 185V186H156ZM194 185H196L195 187H194ZM203 185V186H202ZM117 186V187H116ZM118 186H119V188H118ZM139 186V187H138ZM149 186H151L152 188L154 187V186H156V188L154 187L152 190H151V187H149ZM184 186V187H183ZM124 187V188H123ZM125 187H128V188H126L125 189ZM138 187V188H137ZM147 187H149V188H147ZM159 187V188H158ZM162 187V188H161ZM182 187V188H181ZM186 187H187V190H186ZM113 188V189H112ZM160 189V190H158V189ZM167 188H169V189H167ZM206 188H207V190H206ZM116 189H118V190H116ZM121 189H122V191H121ZM148 189H150L151 190V192L148 190ZM167 189L169 192L168 193H170L171 192V194L173 195V193H174V195L175 196H172V197H170V196H168L167 197V190L165 191V190ZM172 189H175V188H172ZM183 189V190H182ZM192 189V190H191ZM196 191H195V190ZM110 192H109V191ZM112 190V191H111ZM115 190V191H114ZM124 190H126V192L124 191ZM131 190V191H130ZM135 190H137V191H135ZM146 192H145V191ZM157 190V191H156ZM185 190V191H184ZM212 190H213V192H212ZM147 191H149L150 193L148 194L149 196L152 194V195H154V197H156V198H154V197H152V195L150 196V197H152V198H154V199H156L157 200V202H156V200L153 202V200L151 199L150 200V198H148L147 196L148 195H146L147 194ZM159 191V192H158ZM207 191V192H206ZM154 192V193H153ZM158 192V193H157ZM175 192H176V194H175ZM177 192H179V193H177ZM190 192V193H189ZM192 192V193H191ZM197 192V193H196ZM199 192V193H198ZM212 192V193H211ZM116 193V194H115ZM128 193V194H127ZM146 193V194H145ZM156 193H157V195L158 196H156ZM164 193V195L165 196H160L159 194H163ZM206 193V194H205ZM210 193V194H209ZM115 194V195H114ZM118 194H119V196H122V198L120 199V201L121 200H123V197H124V200L122 201L123 203H125V205L122 203V202H120L119 201V196H118ZM122 194V195H121ZM136 194V195H135ZM138 194H139V196H138ZM142 194V195H141ZM143 194H145L146 195V197H143ZM182 194V200L181 201H178L179 199H181V197L179 198V196L178 195H181ZM189 194V195H188ZM192 194H195V197L192 195ZM208 194H209V196H208ZM123 195H125V196H123ZM133 197H132V196ZM142 196V198H144V200L141 198V196ZM144 195V196H145ZM187 195V196H186ZM190 195H191V197H190ZM203 195V196H202ZM117 196V197H116ZM140 197V199L138 198V197ZM176 196H178L177 197V199H176ZM200 196H201V199H200ZM135 197H137V198H135ZM157 197H159V198H161L160 200H159V198H157ZM166 197H167V199H166ZM197 197V198H196ZM199 197V198H198ZM206 197H207V199H209L208 201L206 200ZM112 198V199H113ZM118 198V199H117ZM128 198V199H127ZM132 200H130V199ZM133 198V199H132ZM134 198H135V202H134ZM145 198H148L149 200H147V199H145ZM163 198H165L164 200H165V202L167 203V204H164L165 202H164V200H163ZM171 198H174V200H173V202H172V200L169 202V200L171 199ZM137 199V200H136ZM169 199V200H168ZM200 199V201H202V204H201V202L200 203H198L197 204V201ZM212 199V200H211ZM117 200H118V202H119V204H117L118 202H117ZM127 200V201H126ZM176 200H177V202H179V204H176L177 206H178V209H177V207H176V205H175V207H176V209L177 210H174L175 209V207H174V205H173V203H177L176 202ZM191 200V201H190ZM130 201V205H129V202ZM142 201V203L143 202H145V201H147V204L148 205H151L150 206V208L152 207L153 209H149V206L147 205V209H149V210H147V209H143L141 212H139L138 211V216L139 217H137L136 216V218L135 217H133V215H134V212H136L135 211V209H137V207L136 206H138L137 205V202L139 203V202H141ZM149 201V202H148ZM185 201V202H184ZM189 201V202H188ZM206 201V203H207V205H206V203H204ZM117 202V203H116ZM132 202L134 203V204H132ZM152 202V203H151ZM160 202V204H158ZM172 202V206L174 207V209H173V207H171L170 206V203ZM199 202V201H198ZM154 203H157V205L156 204H154ZM188 203V204H187ZM112 204H114V202L112 203ZM153 204V205H152ZM162 204V205H161ZM168 204H169V207H171V209H169V208H167L168 207ZM184 204H186V216H184V219H187L189 222H187V225L185 226V224H186V221L187 220H185L184 222H183V219L182 220H179L178 222H180V223H177V221H174L173 220V218H172V216L173 215H171V214H180L181 213V209H182V207H181V205L183 206ZM201 204V206L200 207H203L202 209L200 208V211H199V205ZM204 204V205H203ZM118 205V206H117ZM121 205V206H120ZM126 207V208H123L124 206ZM126 205H128V207L126 206ZM164 205H167V206H164ZM179 205H180V207H179ZM194 205V206H193ZM107 206V207H106ZM117 206V207H116ZM123 206V207H122ZM156 206V208H154ZM157 206H159V207H157ZM187 206H189V207H187ZM204 206H205V208H204ZM134 207V208H133ZM136 207V208H135ZM166 207V208H165ZM197 207H198V209H197ZM109 209V211H108V209ZM123 208V209H122ZM129 208H133V209H129ZM160 208H165V209H167L166 211H167V213H166V220H164V214H165V212H163L162 211V209L161 210H159ZM187 208L189 209V210H187ZM107 209V210H106ZM126 209H129V210H126ZM156 209H158V210H156ZM165 209H164V211H165ZM174 210V212L172 213V211H170V210ZM193 211H192V210ZM154 210H156V211H154ZM199 212H198V211ZM212 210V211H211ZM107 212H106V215H109V214H107ZM115 212V213H114ZM152 212H153V214H152ZM168 212H171V213H168ZM203 212H206L207 214H205V213H203ZM131 213V214H130ZM139 213H140V215H139ZM145 213V214H144ZM147 213V214H146ZM212 213V214H211ZM111 214L109 215L110 216V219H112L111 218ZM157 214V215H156ZM161 214H163V215H161ZM169 214V215H168ZM196 214H205V215H201V216H199V215H196ZM209 214H211V215H209ZM171 216L170 218L168 217V216ZM189 215V216H188ZM192 215H194V216H192ZM197 216V217H196ZM203 216V217H202ZM212 216V217H211ZM164 217V218H163ZM196 217V218H195ZM199 217V218H198ZM211 217V218H210ZM84 218V219H83ZM134 218V219H133ZM161 218V219H160ZM189 218H191V219H189ZM198 218V219H197ZM201 218V219H200ZM207 221H205L204 219ZM131 219L134 221V223H132L133 221H131ZM168 219V220H167ZM170 219V220H169ZM82 220H84L83 221V223H82ZM146 220V221H145ZM158 220L160 221V223H161V221L163 220L164 222H162L163 224H160V223H158L157 224V222H158ZM171 220H173L174 221V224L176 225V223H177V225L179 226V227H175L174 228V224H173V222H172V224H171ZM75 221V222H74ZM81 221V222H80ZM139 222V221H141V222H139V223H136V222ZM153 221H155V223L153 222ZM197 223H196V222ZM88 222H91L92 223V226L95 224L96 226H98V227H96V226H94L93 228H92V226L91 225H88L89 223ZM112 223L110 226H108V223ZM130 224H129V223ZM176 222V223H175ZM181 222H183V223H181ZM202 222H204V223H202ZM86 223H88V224H86ZM90 223V224H91ZM155 224V225H153V224ZM200 223H201V225H200ZM75 225V226H78L77 228H80V229H78L77 230V228L76 227H74L73 225ZM85 224V225H84ZM113 224H115V227L113 226ZM140 224H141V226H140ZM147 224H148V226H147ZM153 226H152V225ZM169 224L171 225V228H169V227H167V226H169ZM183 224V225H182ZM188 224H191V225H188ZM193 224V225H192ZM196 224H197V226H196ZM81 225V226H80ZM84 225V226H83ZM119 225H117V226H119ZM138 225V226H137ZM151 225V226H150ZM158 225V226H157ZM164 225V226H163ZM182 225V226H181ZM198 225H200V226H198ZM88 226V227H87ZM89 226H90V228L93 230L94 228H96V229H94L93 231L91 230L90 231V228H89ZM112 226H113V228H112ZM159 226H160V228H159ZM161 226H162V228H161ZM173 226V227H172ZM187 228V231H183V233H182V229L183 230H185L184 228L185 227ZM188 226H190V227H188ZM193 226V227H192ZM207 226L208 227V229H206L205 227ZM71 227V229L73 230V228H74V230H73V232H75L76 231V233L77 234H75V233H73L72 231H71V229H69ZM73 227V228H72ZM83 227V228H82ZM84 227H86L85 229L86 230H84ZM125 227V228H124ZM135 227V228H134ZM183 227V228H182ZM197 227H200V228H197ZM105 228V229H104ZM110 228H112V229H114V230H112V229H110ZM127 228V229H126ZM143 228V229H142ZM167 228H169V230H167ZM174 228V229H173ZM179 228H181V229H179ZM195 228H196V230H195ZM205 228V229H204ZM76 229V230H75ZM83 229V230H82ZM132 229V230H131ZM158 229V230H157ZM200 229V230H199ZM206 231L207 230V232H205L204 230ZM82 230V231H81ZM89 232H91V233H89ZM128 230V231H127ZM135 232H134V231ZM152 230V231H151ZM154 230V231H153ZM162 230H164V231H162ZM172 230V231H171ZM178 230H180V231H178ZM188 230L189 231H191V233L190 232H188ZM194 230V231H193ZM78 231H81V232H79L78 233ZM105 233H104V232ZM112 231V232H111ZM117 234H115L114 232ZM130 231H132V232H130ZM170 231V232H174V234H173V236H171L172 234L171 233H168V232ZM177 232V234H175L176 232ZM201 231V232H200ZM210 231V232H209ZM73 233V234H71V233ZM88 232V233H87ZM108 232V233H107ZM120 232V233H119ZM155 232H157L158 233V235L159 236H156L157 234L155 233ZM161 232V233H160ZM186 232H188V233H190V235L191 236H189V234L188 233H186ZM193 232H195L194 233V235H193ZM198 232H200V233H198ZM205 233L204 235H203V233ZM86 235H85V234ZM111 233H114L115 234V236H114V234L112 235ZM131 233V234H130ZM136 233H138V234H136ZM153 233H155V234H153ZM179 233V234H178ZM186 233V234H185ZM196 233H198V234H196ZM202 233V234H201ZM209 233V234H208ZM213 233V234H212ZM93 234H91L92 236H93ZM107 234V235H106ZM123 234H128V235H125V238L123 237H121V236H123ZM168 234V235H170L171 236V241H173L174 243H172L171 244V242L169 241L170 240V236L167 238V236L166 235ZM180 234H181V236H180ZM183 234V235H182ZM184 234L185 235H187V236H185L184 237ZM196 234V235H195ZM207 234H208V236H207ZM217 234V237L215 236ZM218 234H220V235H218ZM85 235V236H84ZM90 235V236H91ZM103 235H106V236H108L107 237V239H104L103 237H106V236H103ZM112 237H111V236ZM134 235V236H133ZM137 235V236H136ZM153 235V236H152ZM162 235V236H161ZM163 235H164V237H163ZM175 235H177V237L178 238H180L179 240H177L178 238H175L174 236ZM224 235V236H223ZM80 236V237H79ZM88 236V237H87ZM114 236V237H113ZM161 236V237H160ZM199 236H201V237H199ZM211 236H213V237H211ZM219 236V237H218ZM225 236H227V237H225ZM87 238V240H86V242H85V239H83V238ZM117 237H121V238H118L117 239ZM131 239H130V238ZM132 237H135L134 239H136V243L135 242H133V241H135ZM143 237V238H142ZM192 237H197V238H192ZM204 237H206V238H204ZM209 237L211 238V239H209ZM222 237V238H221ZM225 237V238H224ZM110 238H111V241L110 242H108V240H110ZM112 238H116L115 240H117V242L116 241H114ZM146 238V239H145ZM181 238H186V240H187V242H186V240L184 241V239H181ZM199 238V239H198ZM213 238V239H212ZM74 239V240H73ZM101 239V240H102ZM148 239V240H147ZM164 239V240H163ZM198 239V240H197ZM202 239V240H201ZM205 239H207V240H205ZM236 239V240H235ZM77 240H78V242H77ZM81 240H83L84 241V243H82L83 241H81ZM128 240V241H127ZM138 240V241H137ZM177 242H176V241ZM196 240V241H195ZM212 240L214 241V242H212ZM232 240H234L233 242H232ZM238 240V241H237ZM114 241V242H113ZM147 241V242H146ZM178 241H181V243L180 242H178ZM188 241H190V242H188ZM221 243H220V242ZM88 242V243H89ZM118 242H120V243H118ZM125 244H124V243ZM184 242V243H183ZM199 242V243H198ZM201 242V243H200ZM77 243V244H76ZM80 243H82L83 245H82V247H81V244ZM142 243V244H141ZM168 243V244H167ZM188 243V244H187ZM195 243V244H194ZM197 243V244H196ZM217 243V244H216ZM109 244V245H108ZM136 244V245H135ZM156 244H158V245H156ZM202 244H205V246L203 247H201V245ZM207 244H209V245H207ZM214 244V245H213ZM221 244V245H220ZM80 246L79 248H78V246ZM85 245V246H84ZM145 245V246H144ZM151 247H150V246ZM188 245V246H187ZM194 247H193V246ZM219 246V248H218V246ZM228 245H229V247H228ZM75 246V247H74ZM87 246V247H86ZM120 246H122V247H119ZM123 246H124V248H123ZM126 246H127V248H126ZM138 246V247H137ZM141 246V247H140ZM149 246V247H148ZM153 246V247H152ZM158 247V252H157V250L154 252L153 251V249L152 248H154V250ZM163 246V247H162ZM197 246H198V249H197ZM209 246V250H208V247ZM215 246V247H214ZM217 246V247H216ZM222 246V247H221ZM227 246V247H226ZM77 247V248H76ZM112 247V248H111ZM147 247V248H146ZM161 247V248H160ZM168 247H170V248H168ZM172 247V248H171ZM181 247V248H180ZM206 247V248H205ZM226 247V248H225ZM74 248H76V249H74ZM84 248H86L85 250H84ZM130 248V249H129ZM138 248V249H137ZM149 248H150V250L151 251H153V254L152 253H145V252H151L150 250H149ZM165 248V250H163L162 251V249H164ZM167 248V249H166ZM194 248V249H193ZM197 250H196V249ZM201 248V249H200ZM203 248V249H202ZM216 250H215V249ZM229 248V249H228ZM232 248V249H231ZM81 249L83 250V252L81 251ZM142 249L143 250H146V251H142ZM212 249H214L215 250V252H214V250H212ZM224 249V250H223ZM80 250V252H78ZM117 250V251H116ZM126 250V251H125ZM140 250V251H139ZM149 250V251H148ZM167 250H169V251H167ZM174 250V252L172 253V251ZM193 250V251H192ZM211 250V251H210ZM232 250H234V251H232ZM115 252V253H113V252ZM163 252V254L164 255H162V257H161V254H160V252ZM171 251V252H170ZM176 251H178V252H176ZM194 251H195V253H194ZM198 251H199V255H201V258H200V256L199 255H197L198 254ZM201 251H203V252H201ZM220 253L219 255H218V253ZM220 251V252H219ZM225 251V252H224ZM79 254H77V253ZM102 252V253H101ZM106 252H108V253H106ZM168 252V253H167ZM189 252H191V254L189 253ZM197 252V253H196ZM207 253V252H211V254L210 253H207L206 255H207V257H206V255H205V257H204V254L203 253ZM62 253H61V255H62ZM68 253V254H67ZM82 253V254H81ZM117 253V254H116ZM155 253V254H154ZM159 253V254H158ZM166 253H167V256H165L166 255ZM176 253H178V254H176ZM180 253H183V254H181L180 255ZM201 253V254H200ZM217 253V254H216ZM223 253V254H222ZM226 253V254H225ZM76 254L78 255V258H77V256H76ZM86 255V257H84V256H82L83 257V261H82V257H81V255ZM143 254H145L144 256H143ZM170 254V255H169ZM171 254L173 255V256H171ZM174 254H176V255H174ZM189 254V255H188ZM213 254V255H212ZM73 256V258H71L72 256ZM105 255H107V256H105ZM157 255H159L158 256V258H157ZM178 255V256H177ZM182 255H184V256H182ZM212 255V256H211ZM217 255V256H216ZM240 255V256H239ZM64 256H65V258H64ZM106 258H105V257ZM151 256H153V259H152V257ZM165 256V257H164ZM169 256H171V257H169ZM174 256H176V257H174ZM181 256V257H180ZM211 256V257H210ZM104 257V258H103ZM167 257V258H166ZM175 259H174V258ZM177 257H180V258H177ZM184 257V258H183ZM204 257V258H203ZM214 257V258H213ZM230 257H232V258H230ZM124 260H123V259ZM128 258V259H127ZM148 258H149V262L151 261V259L153 260V261H151L150 263L148 262ZM156 258V259H155ZM165 258V259H164ZM169 258V259H168ZM171 258V259H170ZM180 259V260H177V259ZM191 258V259H190ZM197 258V259H196ZM205 259V258H208V259H206L205 261H201L200 259ZM241 258V259H240ZM31 259H33V258H31ZM31 259H29V261L31 260ZM81 259V260H80ZM84 259H87L86 261L84 260ZM103 259V260H102ZM158 259V260H157ZM173 259V260H172ZM72 260H75L74 262L72 261ZM129 260V261H128ZM156 260V261H155ZM161 260L163 261V262H161ZM169 260H171L170 261V263H168L169 262ZM175 260H177V261H180V263L179 262H177V261H175ZM228 260V261H227ZM240 260V261H239ZM53 261L54 260H52L51 259V261H47V263H46V261L43 263V264H52L53 263ZM120 261V262H119ZM128 261V262H127ZM160 261V262H159ZM194 261V262H193ZM209 261V262H208ZM35 262V259L34 260H32V262L30 261V264H35L34 263ZM52 262V263H51ZM55 262V261H54ZM126 262V263H125ZM131 262V263H130ZM190 262H192V263H190ZM197 262V263H196ZM211 262V263H210ZM242 262V263H241ZM88 263V264H89ZM219 263V264H220ZM28 264H29V262H28ZM54 264V263H53ZM55 264H58L57 262H55Z\"/></svg>",
	"mask_w": 264,
	"mask_h": 264
}]
</instances>
